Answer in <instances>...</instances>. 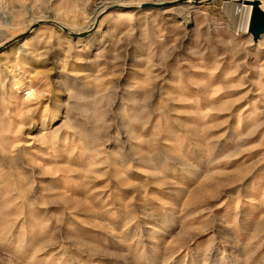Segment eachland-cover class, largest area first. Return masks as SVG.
I'll list each match as a JSON object with an SVG mask.
<instances>
[{
    "label": "rangeland",
    "instance_id": "1",
    "mask_svg": "<svg viewBox=\"0 0 264 264\" xmlns=\"http://www.w3.org/2000/svg\"><path fill=\"white\" fill-rule=\"evenodd\" d=\"M102 1L0 0V264H264V43Z\"/></svg>",
    "mask_w": 264,
    "mask_h": 264
},
{
    "label": "bare ground",
    "instance_id": "2",
    "mask_svg": "<svg viewBox=\"0 0 264 264\" xmlns=\"http://www.w3.org/2000/svg\"><path fill=\"white\" fill-rule=\"evenodd\" d=\"M252 1H254V0H227L226 1V4L229 5V7L231 6L233 8V16H234L233 20H234L235 29L237 31H239V33L247 36V38L251 42L253 41V36H252L249 28H250V17H251V13H252V5L250 4V2H252ZM261 1H262V8L264 9V0H261ZM157 4H159V3H157ZM141 6H139L137 4L133 9H141ZM243 6H246V10L243 8ZM117 7H126V5L117 4ZM240 8H241V10H240ZM166 9H162V10H166ZM108 11H110V2L108 0H103L102 2H100L98 4V6L95 9L94 16L92 19L93 23H98L100 21V17L105 15L106 12H108ZM237 13H238V15H237ZM123 15L125 17L128 16V14L127 15L123 14ZM236 15H237V17H236ZM244 17H246V19H244ZM62 28L67 33V35L70 37H76V36L80 37V36L90 32L89 31L86 33H78L77 31H75L73 28H70V27L69 28L62 27ZM258 43H260V45H263L264 35H262V37ZM25 92H26L25 96L27 97V100H32L33 98H35L37 96V94H36L37 92L33 88H30L29 90H27Z\"/></svg>",
    "mask_w": 264,
    "mask_h": 264
},
{
    "label": "water",
    "instance_id": "3",
    "mask_svg": "<svg viewBox=\"0 0 264 264\" xmlns=\"http://www.w3.org/2000/svg\"><path fill=\"white\" fill-rule=\"evenodd\" d=\"M214 0H209V2H213ZM179 2H187V1H179ZM193 2L199 5V0H193ZM175 3H164V4H157V3H144L141 6V9H166L169 6ZM252 5V13L250 17V32L253 36L254 44H258L259 40L261 39L262 35H264V9L262 8V1L261 0H254L250 2ZM87 34L80 36L79 38L87 37ZM77 37V36H76Z\"/></svg>",
    "mask_w": 264,
    "mask_h": 264
},
{
    "label": "built area",
    "instance_id": "4",
    "mask_svg": "<svg viewBox=\"0 0 264 264\" xmlns=\"http://www.w3.org/2000/svg\"><path fill=\"white\" fill-rule=\"evenodd\" d=\"M154 1V3L156 2V3H159V4H164V3H175V2H179V1H187L189 4H195L194 2H193V0H153ZM200 2V4L199 5H202V4H205V2H207V1H209V0H199ZM186 2V3H187ZM243 8L246 10V6H243ZM240 10H241V8H240ZM239 13V12H238ZM238 13H237V15H238ZM237 15H236V17H237ZM249 18V17H248ZM244 19H246V17H244Z\"/></svg>",
    "mask_w": 264,
    "mask_h": 264
}]
</instances>
